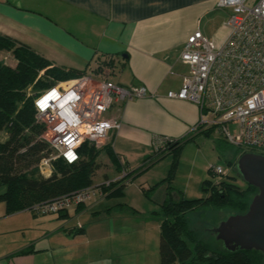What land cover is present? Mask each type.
Here are the masks:
<instances>
[{"label": "crops", "instance_id": "obj_1", "mask_svg": "<svg viewBox=\"0 0 264 264\" xmlns=\"http://www.w3.org/2000/svg\"><path fill=\"white\" fill-rule=\"evenodd\" d=\"M218 1L0 0V35L28 47L46 59L49 67L83 72L103 64L105 78L146 89L145 97L113 108L109 115L117 116L120 126L109 130L102 142L117 157L120 168L130 172L153 157L154 137L202 135L195 129L198 106L166 94L180 88L188 71L179 52L192 32L199 30L215 43L224 39L230 10L217 7ZM168 156L122 182L121 192L129 203L164 179L171 164ZM112 169L107 178L95 180L94 176L93 184L120 181L121 171ZM132 184L133 197L127 194ZM170 186L184 197L175 174ZM143 196L158 210L165 185ZM106 198L100 204L45 216L28 209L7 213L0 201V264H148L147 256H140L138 238L128 235L121 219L130 209L112 207L121 201L117 196L111 203ZM73 218H78L74 224Z\"/></svg>", "mask_w": 264, "mask_h": 264}, {"label": "built area", "instance_id": "obj_2", "mask_svg": "<svg viewBox=\"0 0 264 264\" xmlns=\"http://www.w3.org/2000/svg\"><path fill=\"white\" fill-rule=\"evenodd\" d=\"M248 1L217 2V7L230 10L224 39L215 43L199 30L192 32L179 52V60L188 71L180 88L168 91L166 96L198 106L196 130L211 129L237 149L264 155V0ZM104 68L102 64L85 70L38 92L26 88V97H32L34 118L43 125L39 138L51 150L38 163L45 176L50 173L51 161L76 163L80 159L77 150L83 143L101 145L109 130L118 129L119 118L109 115L113 108L147 95L143 86H124L105 78ZM44 70L38 72L35 81ZM168 141L170 138L154 137V154ZM69 153L76 159L69 162ZM208 170L213 176L228 174L218 164H210ZM125 173L126 169L121 170L122 178ZM110 182L115 181L34 203L28 210L45 216L97 202L105 197L103 186Z\"/></svg>", "mask_w": 264, "mask_h": 264}, {"label": "trees", "instance_id": "obj_3", "mask_svg": "<svg viewBox=\"0 0 264 264\" xmlns=\"http://www.w3.org/2000/svg\"><path fill=\"white\" fill-rule=\"evenodd\" d=\"M0 51L10 52L12 64L0 61V201L6 206V212L28 209L32 204L51 200L61 195L92 185L91 176L97 165L93 161L95 147L83 143L78 148L80 159L73 164H66L61 159L52 161V173L48 177H36L32 173L42 157L49 153L47 144L40 140L43 125L34 118L32 97H26V88L46 87L42 79L35 78L40 70L56 79L74 78L81 72L73 69L49 67V62L28 47L0 35ZM211 129H199L198 133L208 136ZM191 137L170 139L166 147L154 154L148 163L140 168L126 172L120 181L103 186L107 196L117 195L135 172L150 166L163 156L172 155L167 175L143 191L148 193L159 184L165 185V196L155 215L160 219L158 243L159 264H263L264 255L257 250H228L223 243L213 245L206 240L214 234L211 229H194L189 223L190 214H198L204 219L207 211L230 210L244 213L257 189L246 184L239 189L226 180L206 178L202 180L201 189L205 198L186 199L170 186L173 180L178 157ZM107 156L121 171L117 157L106 146ZM244 153V151H242ZM241 153V154H242ZM209 171V170H208ZM210 172V171H209ZM80 208V206H77ZM61 213V212H60ZM201 233H206L201 236Z\"/></svg>", "mask_w": 264, "mask_h": 264}, {"label": "rangeland", "instance_id": "obj_4", "mask_svg": "<svg viewBox=\"0 0 264 264\" xmlns=\"http://www.w3.org/2000/svg\"><path fill=\"white\" fill-rule=\"evenodd\" d=\"M251 1L252 0H249L248 4ZM0 61L6 64H12L14 62L10 52L7 51H0ZM42 78L46 84L50 85L55 84L58 81H66L72 79V77H69L64 80H59L54 78L53 76L46 75L44 73L42 76L39 77V79ZM46 87L44 86L36 90L31 89V91L38 92ZM4 138V133L0 134V140H3ZM190 141L193 142V144L184 149L183 152H180L175 170V183L176 186L184 192V197L188 199L205 198L206 193L203 192L201 189V183L203 178H211L215 179V181L223 179L233 183L236 187L241 190L246 188V183L240 178L236 168V161L241 155L242 150L227 144L221 138V136L213 132H211L208 136L199 135L198 137L192 138ZM48 149L49 151H51L49 147ZM168 157H170L169 159L171 161L172 155ZM93 161L96 163L97 167L93 175L91 176L92 185H94V182L92 180L94 176H97L95 180L98 178H107L112 173V167H114L115 169V166L112 165L107 156L105 143L95 146V155L93 157ZM210 164H218L226 168L228 174L226 176H213L212 173L208 171V167ZM52 170L53 168L51 161L50 173L48 174V176L51 175ZM31 171L33 172L32 174L36 177H48L40 171V167L38 164L34 168H32ZM166 175L164 176V178L166 177ZM133 181L135 182V185H138L136 184L138 181L137 178H134ZM160 181L162 180L159 179L156 183H160ZM2 189L4 190V187H0V193L3 191ZM127 189L131 191L130 193L127 192V194H129L131 197L135 196L136 190L133 184ZM116 196L121 198V201L120 203H115L114 205H112V207L120 206L123 207V209H130V212H125L121 215V219H123L125 225L129 229L128 235L131 237L138 238V241L135 242L138 248L140 249V256L146 255V260L148 264H159L158 237L160 232V219L154 213L155 210H157L156 206L147 198H145L143 194H141V197L139 199L132 201V203H129L127 201L125 195L123 196L122 192L121 194L119 193L117 195L115 194L112 196H108V198L106 199L111 198L109 199L111 200L109 201V203H111L114 200L113 197L115 198ZM103 200L104 198L99 200L97 204H100ZM88 203L90 205L92 202L90 201ZM72 208L73 207H69L67 210L69 211ZM70 213L73 214V212ZM232 214H234V212L230 210L207 211L204 219H202L198 214L192 213L189 215V223L191 220L190 226L197 230L199 228L205 230L207 229L206 227L212 229L213 227L217 226L219 222L225 220L228 216ZM86 215H88L89 217L93 216L91 212H87ZM75 218H73L70 222L74 224V222L78 220V218ZM44 219L47 220L49 219V217H45ZM202 235L205 236L206 233H201V236ZM206 240L215 246L220 245L219 240L215 238V235H208L206 237Z\"/></svg>", "mask_w": 264, "mask_h": 264}, {"label": "water", "instance_id": "obj_5", "mask_svg": "<svg viewBox=\"0 0 264 264\" xmlns=\"http://www.w3.org/2000/svg\"><path fill=\"white\" fill-rule=\"evenodd\" d=\"M236 168L240 178L257 192L244 213L228 216L211 232L228 250L254 249L264 255V155L244 152L238 157Z\"/></svg>", "mask_w": 264, "mask_h": 264}, {"label": "clouds", "instance_id": "obj_6", "mask_svg": "<svg viewBox=\"0 0 264 264\" xmlns=\"http://www.w3.org/2000/svg\"><path fill=\"white\" fill-rule=\"evenodd\" d=\"M105 127H107V125H105ZM71 154H72V153H71ZM75 159H76L75 155L72 154V158H69V162H71L72 160H75Z\"/></svg>", "mask_w": 264, "mask_h": 264}, {"label": "snow or ice", "instance_id": "obj_7", "mask_svg": "<svg viewBox=\"0 0 264 264\" xmlns=\"http://www.w3.org/2000/svg\"><path fill=\"white\" fill-rule=\"evenodd\" d=\"M69 158H72V154L71 153H69Z\"/></svg>", "mask_w": 264, "mask_h": 264}]
</instances>
